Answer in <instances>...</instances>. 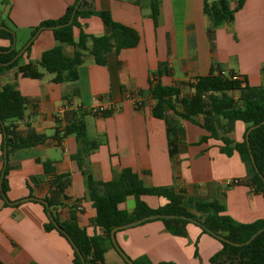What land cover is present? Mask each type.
<instances>
[{"label":"crops","instance_id":"1","mask_svg":"<svg viewBox=\"0 0 264 264\" xmlns=\"http://www.w3.org/2000/svg\"><path fill=\"white\" fill-rule=\"evenodd\" d=\"M228 1L233 9L239 2ZM74 2L10 0L4 6L0 0V26L10 31H0V46L11 48L15 43L13 49L19 52L35 35L30 50L25 49L19 61L0 75V85L16 83L25 102L24 116L15 121L7 145L4 176L12 203H5L0 188V262L74 264L69 239L56 229L45 228L48 216L43 203L22 199L33 196L58 204L56 213L62 221L70 219V206L77 202L78 224L89 235H100L103 227L96 224L94 185L117 177L127 167L146 186L173 187L182 194L181 204L191 211L194 200L217 198L236 221L264 220V194L249 186L239 154L224 151L222 138L231 140V147L242 140L247 124L220 115L217 136L204 138L208 132L201 125L203 113L183 118L167 110L155 116V100L146 93L151 82H161L179 87L181 98H191L194 90L186 82L208 74L213 66L245 76L251 85H264V0H245L231 20L218 26H213L203 0H160L156 22L150 0H90L93 8L108 10L114 20L134 28L139 41L111 51L105 64L87 53L76 80L54 82V75L40 63L42 53L60 43L72 53L74 46L57 40L52 28L32 31L44 20L61 17ZM79 22L80 26L73 27L76 41L81 29L93 35L111 31L98 15ZM160 62H167L171 73L155 78ZM230 94L240 95L239 91ZM98 105L105 106V111L91 110ZM176 108L183 110L180 99ZM72 123L84 124L88 137L100 142L83 161L78 158L76 134L66 132ZM169 126L175 128L173 155ZM45 161L63 176L58 183L46 173ZM3 167L0 134L1 172ZM143 199L152 207L167 201L159 195ZM134 206L133 195L120 204L129 211ZM116 237L132 259L146 254L154 264H210V257L221 248L220 241L196 223H187L185 235H175L158 218L121 229ZM104 256L106 264H126L112 248Z\"/></svg>","mask_w":264,"mask_h":264},{"label":"trees","instance_id":"2","mask_svg":"<svg viewBox=\"0 0 264 264\" xmlns=\"http://www.w3.org/2000/svg\"><path fill=\"white\" fill-rule=\"evenodd\" d=\"M244 1L239 0L236 8L233 9L230 7L228 0H213L212 2L203 0L204 10L212 17L213 26H218L225 21L231 20L235 10L242 7ZM1 3L4 6H8L10 0H1ZM77 5L75 17L70 24L52 28V26L68 22ZM150 6L151 16L156 22L160 12V0H150ZM90 15H98L104 24L110 28V33L93 35L81 29L78 40H74L73 27L80 26V18ZM42 27L52 28L57 40L74 46L72 53L66 52L62 43L42 53L40 63L49 73L54 75L52 79L54 82L76 80L78 78V67L83 63L87 53L92 55L97 63L105 64L107 55L111 51L115 50L118 52L122 48L135 46L139 41V33L134 28L114 20L108 10L93 8L90 0H82L80 3L79 0H75L72 5L67 7L61 17L42 21L33 28L32 33L34 34ZM0 31L10 32L5 28H0ZM30 48L31 44L25 51L30 50ZM17 53L16 49L10 50V46H0V75L19 61L21 55L9 62ZM222 70L220 66H213L208 74L198 76L195 81L186 82L194 90L191 98H181L179 87L164 85L161 82L154 84L151 82L146 93H150L155 100L153 105L155 116H163L167 110H172L183 118H191L192 115L203 113L204 120L201 125L208 132V135L204 136V138L217 136L220 115L229 121L246 123V130L241 141H237L229 147L231 140L222 138L225 143L224 151L228 154L236 151L239 154L246 168L249 186L255 192L264 194V123L252 129L249 137L250 147L258 170L252 161L246 140L247 129L251 125L264 120V85H251L245 76L237 74V77L234 78L235 72L232 71L231 74L227 75L223 74ZM170 73L169 64L160 62L153 75L155 78H159L163 74ZM37 76H41V74H37ZM231 91H239L240 95L235 98L230 94ZM143 92L141 91L140 93ZM206 97L208 102H206ZM179 99L183 105L182 111H178L176 108V101ZM140 105L141 103H136L137 107ZM24 112L25 102L18 85L16 83L0 85V134L3 148L4 133L6 132L7 134V145H9L10 131L15 125V121L24 116ZM66 132L75 133L77 136L79 143L78 158L80 161H83L100 144L98 139L88 137L84 124L72 123L66 127ZM168 132L170 154L173 155L176 141L174 126H169ZM44 168L47 174L54 175L53 181L55 183L63 179V176L55 174L54 167L48 161L44 162ZM96 185H94L93 206L97 211L96 224L103 227V233L100 235H89L87 230L78 224L76 218L77 202H73L70 206L71 215L68 221H62L58 217L56 213L58 204L47 200L49 204V207H47L43 203L46 213L50 210L55 220L66 230L80 249L87 264H106L105 251L108 248L116 250L111 239V229L114 226L149 214L188 215L199 220L213 231L239 242L246 241L254 232L264 227V220H256L254 222L236 221L225 213L226 205L217 198L207 201L194 200L195 208L194 211H191L181 204L182 194L176 192L173 187L146 186L138 173L128 167L124 168L117 177ZM7 190L8 181L4 176L1 197L5 200V203H8ZM128 195L135 197V206L130 211L120 208V204ZM147 195L163 196L167 201L163 205L152 207L143 199ZM158 219L163 220L167 230L175 235H185L187 223L193 222L181 217H162ZM200 226L204 232L211 234L205 227ZM45 228L56 229L66 237L49 217ZM217 239L221 243V248L210 257V264H264V230L249 243L243 245H235L219 238ZM73 249L74 264H83L82 258L74 246ZM133 261L135 264H154L146 254L133 259ZM124 262L129 264L125 260ZM0 264L7 263L0 262ZM158 264L177 263L174 261H161Z\"/></svg>","mask_w":264,"mask_h":264},{"label":"water","instance_id":"3","mask_svg":"<svg viewBox=\"0 0 264 264\" xmlns=\"http://www.w3.org/2000/svg\"><path fill=\"white\" fill-rule=\"evenodd\" d=\"M82 0H79V3L81 2ZM78 5L76 6L75 10L73 11L72 15H71V18L69 19L68 22L66 23H62V24H58V25H55V26H52V28H56V27H62V26H65V25H68L70 24L74 17H75V13H76V9H77ZM0 28H6L5 26H0ZM35 38V35L33 36V38H31L28 43L9 61V62H12L13 60H15L28 46L29 44L32 42V40ZM14 45L15 43L12 45V47L10 48L13 49L14 48ZM7 62V63H9ZM262 123H264V120L262 122H259V123H256V124H253L251 125L247 131H246V140L248 142V145H249V150H250V153H251V158H252V161L256 167V169L258 170L257 166H256V162H255V158H254V155L252 153V150H251V147H250V141H249V137H250V131L252 129H254L255 127L261 125ZM7 165V134L6 132L4 133V167L2 169V172H1V176H0V188H2V184H3V178H4V171H5V167ZM264 179V177H263ZM28 199H37L39 201H41L42 203H44L47 207H49V204H48V201L45 200V199H39V198H36V197H27V198H23L22 200H28ZM9 201V200H8ZM10 202V201H9ZM12 203V202H10ZM48 214V217L53 221V223L57 226V228H59L61 230V232L63 234L66 235V237L69 239V241L72 243V245L74 246L75 250L79 253V255L81 256L82 258V262L83 264H87L86 263V260L83 256V254L81 253L80 249L77 247V245L74 243L73 239L70 237V235L66 232V230L55 220V218L53 217L52 213L50 212V210H48L47 212ZM162 217H167V218H176V217H181V218H186V219H189L193 222H196L197 224H200L202 225L203 227H205L213 236L221 239V240H224V241H227L229 243H232V244H235V245H243L245 243H249L254 237H256L261 231L264 230V227L258 229L256 232H254L249 239H247L246 241L244 242H239V241H234L230 238H227L226 236H224L223 234H220L218 232H215L213 231L212 229L208 228L207 226H205L202 222H200L199 220L191 217V216H188V215H180V214H165V213H154V214H149V215H146L142 218H139V219H136V220H133V221H130V222H126V223H123V224H120V225H116L114 226L112 229H111V239H112V242L117 250V252L121 255V257L129 264H135V262L133 261V259L123 250V248L119 245L118 241H117V237H116V233L117 231L121 230V229H125V228H128V227H131V226H135V225H138L142 222H145L146 220H150V219H156V218H162Z\"/></svg>","mask_w":264,"mask_h":264},{"label":"built area","instance_id":"4","mask_svg":"<svg viewBox=\"0 0 264 264\" xmlns=\"http://www.w3.org/2000/svg\"><path fill=\"white\" fill-rule=\"evenodd\" d=\"M222 73L228 75V74H231V71L230 72H227L226 70H222ZM233 77L236 78L237 77V74H234ZM137 102L141 103V101H139V100ZM91 110L93 112H98V111H102L103 112V111H105V106H103V105L93 106L91 108ZM78 208H80V206Z\"/></svg>","mask_w":264,"mask_h":264}]
</instances>
